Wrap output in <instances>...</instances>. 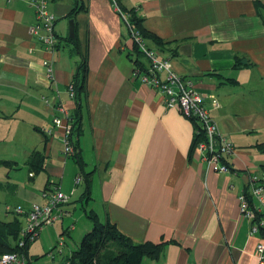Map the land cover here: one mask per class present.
I'll return each instance as SVG.
<instances>
[{"label":"crops","instance_id":"1","mask_svg":"<svg viewBox=\"0 0 264 264\" xmlns=\"http://www.w3.org/2000/svg\"><path fill=\"white\" fill-rule=\"evenodd\" d=\"M33 1L0 0V216L10 220L15 207L44 203L45 187L57 184L68 197L59 205L61 227L72 216L67 204L76 200L83 212L67 228L71 232L78 224L89 230L87 213H95L134 242H165L158 258L140 264H257L255 245L262 235L250 233L238 193L248 173L264 179V0H121L124 11L165 42L146 40L175 72L192 79L219 130L233 142L228 173L201 160L192 120L141 82L134 60L147 61L135 53L110 0H49L64 41L52 54L29 34ZM69 19L81 53L68 40ZM81 55L85 93L72 141L82 170L76 157L64 154V128L52 121L76 112L67 87ZM47 58L53 79L43 64ZM34 152L41 158L38 171L29 165ZM9 185L26 199L5 202ZM54 225L37 238L49 243ZM63 245L58 254L65 261L75 248Z\"/></svg>","mask_w":264,"mask_h":264},{"label":"built area","instance_id":"2","mask_svg":"<svg viewBox=\"0 0 264 264\" xmlns=\"http://www.w3.org/2000/svg\"><path fill=\"white\" fill-rule=\"evenodd\" d=\"M110 2L114 10L124 20L132 41L137 44L147 61L146 65L135 69L141 82L163 94L168 107L178 109L186 117L194 118L200 124L203 138L195 146L200 152L201 160L216 171L230 172L231 168L227 164L226 158L234 154V144L219 130L202 95L194 89L192 79L175 72L168 59L160 57L156 50L148 46L146 39L142 37L135 24L129 19L128 13L122 9L121 0H110ZM33 4L35 20L29 27V34L38 39L43 51L52 54L57 49L56 17L48 9L47 0H34ZM43 64L47 76L49 79H53V61L47 58L44 59ZM67 89L70 96L73 97L71 82ZM211 101L213 106H218L217 99L212 98ZM46 102L49 103L48 100ZM58 109L62 111L60 106ZM52 121L55 126L64 128V154L74 157L76 149L69 137L71 130L69 118L64 121L61 115H55ZM45 131L50 134L52 130L49 128ZM246 176L247 181L238 193L239 210L241 215L250 222V233L260 234V230L264 228V179L253 173H248ZM81 180L82 175L79 173L75 176V183ZM42 195L46 201L42 204H32L25 212V224L21 229L19 240L20 246L31 243L39 236L44 227L52 225L60 217L59 205L66 202L68 198L57 184L45 188ZM15 211L20 214L24 212L21 207H17ZM255 254L258 259L257 264H264L263 236L255 245ZM0 264H27V258L19 252L4 253L0 255ZM61 264H69V262L65 260Z\"/></svg>","mask_w":264,"mask_h":264},{"label":"trees","instance_id":"3","mask_svg":"<svg viewBox=\"0 0 264 264\" xmlns=\"http://www.w3.org/2000/svg\"><path fill=\"white\" fill-rule=\"evenodd\" d=\"M258 5V3H257ZM77 9H73L69 16L75 15ZM129 19L135 24L137 30L140 32L142 37L152 38L156 44L163 45L165 42L158 36L146 31L141 27L139 18L132 12H127ZM57 35V34H56ZM72 42V49L74 52L81 53L79 42L74 37L68 38ZM64 41L57 36L56 48H59ZM135 53L142 54L138 49L136 43L133 44ZM136 67H143L137 59L134 60ZM85 82H86V57L81 55L80 63L77 67L76 73L71 81L73 85V99L77 104L76 112L69 116V122L71 126L69 137L72 139V133L78 131L80 121V110L82 96L85 93ZM194 124V138L193 145L203 138V133L200 124L194 119L190 118ZM73 143V141H72ZM74 147L75 144L73 143ZM74 157H76L81 170L83 169V161L77 154V148ZM29 165L32 170L38 171L41 167V158L38 152H34ZM231 168V167H230ZM80 174H82L80 172ZM47 188V186L45 187ZM88 189L86 188V191ZM17 208V207H16ZM22 208V207H21ZM29 209V208H28ZM28 209H23L22 214L17 213L13 215L10 220L0 219V255L9 252L23 253L26 258L28 256L27 247L30 243L20 246L19 240L21 237V229L24 226L19 216H26L25 212ZM88 217L92 221V228L86 232L78 247L71 251L70 255L66 257V261L69 264H140L143 258L156 259L160 256L165 242H134L128 236L123 234L117 226L105 219L100 220L95 213H87ZM260 234L264 237V228L260 230Z\"/></svg>","mask_w":264,"mask_h":264},{"label":"rangeland","instance_id":"4","mask_svg":"<svg viewBox=\"0 0 264 264\" xmlns=\"http://www.w3.org/2000/svg\"><path fill=\"white\" fill-rule=\"evenodd\" d=\"M47 2H49V0H47ZM139 58L142 60L145 59L143 54H139ZM6 167H8V166H6ZM10 170L13 173L14 172H20L19 169H16V170L10 169ZM21 173H22V171H21ZM9 184H11V183H9ZM5 192H6V195H8V200L5 202H7L10 205H15V204L22 202L23 200L26 199L23 190L18 191V188H15V187L12 188L10 185L7 186V190ZM2 195H4V194H2L1 190H0V198L2 197ZM77 202H76V200L75 201L73 200V202H70L69 204H67L71 208L70 210L72 212V216H69V221L67 219H65V222H67V223H64L63 227H61L60 218H58V220L54 222L55 225L53 226V228L56 226L57 229H55V230L52 229V231H51L52 237L49 236V238H50L49 243H46L44 238L39 237V238H36L34 241H32L28 245V247H27V251H28L27 264H58L61 261H64V254L63 255L58 254V250L61 249V245H63V241L65 242V245H63V246H67V247L69 246V247L75 248V249L78 247L83 235L86 232H88L89 230H91L92 227L89 230L83 231L80 228V225L78 224L77 229L73 232H71V229H67V228H70L73 226L76 216L79 213L83 212V205H81L79 201H77ZM73 203H75V204L77 203V204L74 206ZM15 209H16V207L14 208V211H15ZM63 216H66V214ZM19 218H20L21 222L25 224V217L20 215ZM0 219H3V217L0 216ZM63 237H64V239H63ZM60 242H61V244H60ZM54 244H55V246L52 247ZM53 255H54V258H52Z\"/></svg>","mask_w":264,"mask_h":264},{"label":"water","instance_id":"5","mask_svg":"<svg viewBox=\"0 0 264 264\" xmlns=\"http://www.w3.org/2000/svg\"><path fill=\"white\" fill-rule=\"evenodd\" d=\"M68 26H69V37H74V20L73 19H69L68 20Z\"/></svg>","mask_w":264,"mask_h":264}]
</instances>
